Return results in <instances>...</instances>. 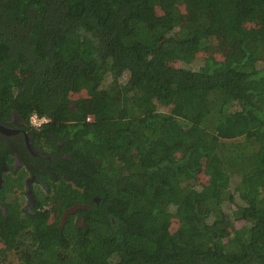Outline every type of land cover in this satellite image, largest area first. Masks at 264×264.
<instances>
[{
    "label": "trees",
    "instance_id": "16d2710c",
    "mask_svg": "<svg viewBox=\"0 0 264 264\" xmlns=\"http://www.w3.org/2000/svg\"><path fill=\"white\" fill-rule=\"evenodd\" d=\"M12 110L58 217L0 213V260L264 264V0H0Z\"/></svg>",
    "mask_w": 264,
    "mask_h": 264
},
{
    "label": "flooded vegetation",
    "instance_id": "af4514ba",
    "mask_svg": "<svg viewBox=\"0 0 264 264\" xmlns=\"http://www.w3.org/2000/svg\"><path fill=\"white\" fill-rule=\"evenodd\" d=\"M37 130L15 110L7 115L0 111V213L3 216L9 208H16L22 214H35L39 210H49L50 203L55 206L51 201L42 208L40 204L47 187L36 177L34 170L39 169L45 159L50 160V153L35 143ZM77 208L79 205L75 204L59 217L64 221Z\"/></svg>",
    "mask_w": 264,
    "mask_h": 264
},
{
    "label": "rangeland",
    "instance_id": "374dc122",
    "mask_svg": "<svg viewBox=\"0 0 264 264\" xmlns=\"http://www.w3.org/2000/svg\"><path fill=\"white\" fill-rule=\"evenodd\" d=\"M4 1V0H3ZM247 26H250V24H247ZM216 40V39H215ZM216 45V44H215ZM211 46L208 50V54L212 55V56H216V58L221 57L222 55V51L225 49L223 46H221L222 50H220L219 48H215L216 46ZM249 46H251V44H249ZM200 64V59H198L197 61L189 64L190 67H198V65ZM109 79V78H108ZM110 81V79H109ZM108 81V82H109ZM106 82V84L108 83ZM75 98L77 96H74ZM49 206V210L52 213V218L56 219L58 217V213L56 211V206H53L52 203L48 204ZM20 263V259H19V255L16 254L15 252L10 253L5 259L0 260V264H19Z\"/></svg>",
    "mask_w": 264,
    "mask_h": 264
},
{
    "label": "built area",
    "instance_id": "2783aa9c",
    "mask_svg": "<svg viewBox=\"0 0 264 264\" xmlns=\"http://www.w3.org/2000/svg\"><path fill=\"white\" fill-rule=\"evenodd\" d=\"M29 121L33 127L38 128L41 125H43L44 123H46L48 121V119L45 118L44 116H39L36 113H33L30 115Z\"/></svg>",
    "mask_w": 264,
    "mask_h": 264
},
{
    "label": "water",
    "instance_id": "95a60500",
    "mask_svg": "<svg viewBox=\"0 0 264 264\" xmlns=\"http://www.w3.org/2000/svg\"><path fill=\"white\" fill-rule=\"evenodd\" d=\"M95 201H97V200L95 199Z\"/></svg>",
    "mask_w": 264,
    "mask_h": 264
}]
</instances>
